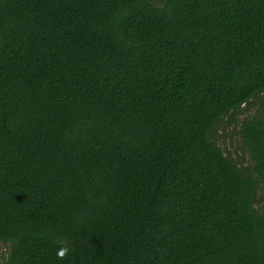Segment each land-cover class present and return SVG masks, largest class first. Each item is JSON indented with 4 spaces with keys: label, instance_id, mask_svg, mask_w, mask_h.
I'll list each match as a JSON object with an SVG mask.
<instances>
[{
    "label": "trees",
    "instance_id": "trees-1",
    "mask_svg": "<svg viewBox=\"0 0 264 264\" xmlns=\"http://www.w3.org/2000/svg\"><path fill=\"white\" fill-rule=\"evenodd\" d=\"M257 99L243 166L213 133ZM0 245L264 264V0H0Z\"/></svg>",
    "mask_w": 264,
    "mask_h": 264
},
{
    "label": "rangeland",
    "instance_id": "rangeland-1",
    "mask_svg": "<svg viewBox=\"0 0 264 264\" xmlns=\"http://www.w3.org/2000/svg\"><path fill=\"white\" fill-rule=\"evenodd\" d=\"M259 99L250 103L248 106H243L241 114L235 116V120L225 118L218 129L213 133V139L217 145H219L225 153H229L233 158L242 162L243 166L251 165L250 157L247 153H243L242 138L239 134L242 124L245 120H249L250 117L256 114L259 106ZM6 248L0 245V264H4V257L6 256Z\"/></svg>",
    "mask_w": 264,
    "mask_h": 264
},
{
    "label": "clouds",
    "instance_id": "clouds-1",
    "mask_svg": "<svg viewBox=\"0 0 264 264\" xmlns=\"http://www.w3.org/2000/svg\"><path fill=\"white\" fill-rule=\"evenodd\" d=\"M68 253H69L68 247H60L56 253L57 259L63 260L68 255Z\"/></svg>",
    "mask_w": 264,
    "mask_h": 264
}]
</instances>
